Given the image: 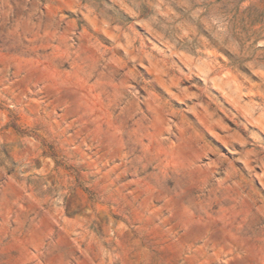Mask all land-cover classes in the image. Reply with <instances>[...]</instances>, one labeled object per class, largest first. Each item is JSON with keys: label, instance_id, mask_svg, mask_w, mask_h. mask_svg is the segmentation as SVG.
Segmentation results:
<instances>
[{"label": "rangeland", "instance_id": "obj_1", "mask_svg": "<svg viewBox=\"0 0 264 264\" xmlns=\"http://www.w3.org/2000/svg\"><path fill=\"white\" fill-rule=\"evenodd\" d=\"M0 264H264V0H0Z\"/></svg>", "mask_w": 264, "mask_h": 264}]
</instances>
